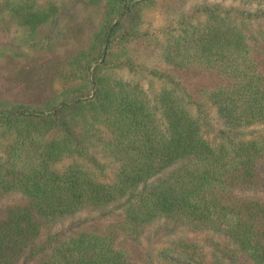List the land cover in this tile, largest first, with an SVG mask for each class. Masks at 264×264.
I'll return each instance as SVG.
<instances>
[{"label":"trees","instance_id":"obj_1","mask_svg":"<svg viewBox=\"0 0 264 264\" xmlns=\"http://www.w3.org/2000/svg\"><path fill=\"white\" fill-rule=\"evenodd\" d=\"M98 9V29L67 41ZM9 20L67 50L29 95L0 93V198H18L0 215V264H139L170 221L237 246L200 260L175 237L165 264H264V0H0ZM84 210L103 220L42 240L46 220Z\"/></svg>","mask_w":264,"mask_h":264},{"label":"rangeland","instance_id":"obj_2","mask_svg":"<svg viewBox=\"0 0 264 264\" xmlns=\"http://www.w3.org/2000/svg\"><path fill=\"white\" fill-rule=\"evenodd\" d=\"M102 13L103 11L100 12L99 9L96 11L94 10L92 14L93 17L90 19L91 23L87 24L85 30H83L82 26H75L76 28H74L73 31L71 30L68 34L69 38H67V41L78 42L80 40H87V34L98 29L100 24L99 19ZM150 14L151 19L154 21V23L149 25L151 28H154L155 24L158 25L164 21V19L161 18L160 12H151ZM2 25L3 28L12 27L11 29L8 28V30L11 32L13 38L9 44L0 47V93L4 88L5 90L12 88L10 89L12 90L10 91L12 95L24 97L30 94L29 91L25 92L23 90L27 82L34 79L38 80L41 84L45 83L41 81L45 77L42 73L50 66L49 61H55L57 56L64 54L67 48H65V44L59 43L54 46L51 52L45 49L41 50L40 47H38L40 46V38L38 37L42 33H33L27 20L1 21L0 26ZM35 47L36 49H34ZM35 67L38 68L32 76L29 70ZM206 80L208 81L209 77L205 75L191 74L187 77L186 82L191 83L198 89ZM17 199L16 197H1L0 215L3 213V210L7 208L8 204L17 202ZM97 219H100L99 211L84 210L71 218L46 220L47 230L42 240L45 241L49 236L61 231H70L84 225L90 226L103 220ZM82 220L84 222H82ZM158 226L161 227V233L159 235L160 240H150V238L155 235L156 231L154 230L150 236L144 237L142 244H139L138 250H136L139 264H165L164 259L160 255V250L164 245H169L175 237L185 236L188 237L189 240L199 243L204 249L196 255L200 260L206 258L208 252H211V254L216 252L222 255L224 248H234L237 246L236 242L232 240L228 234L217 230L206 229L199 232H191L186 225L175 223L174 221H170L168 224L158 222L155 224V228L158 229ZM225 261L233 264L226 258ZM13 264H27L26 257L23 256L19 258V260Z\"/></svg>","mask_w":264,"mask_h":264}]
</instances>
